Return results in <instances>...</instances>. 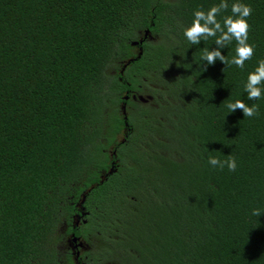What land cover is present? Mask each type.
Masks as SVG:
<instances>
[{"label":"trees","instance_id":"obj_1","mask_svg":"<svg viewBox=\"0 0 264 264\" xmlns=\"http://www.w3.org/2000/svg\"><path fill=\"white\" fill-rule=\"evenodd\" d=\"M220 2L0 0V264H264V0L243 69L184 36Z\"/></svg>","mask_w":264,"mask_h":264},{"label":"clouds","instance_id":"obj_2","mask_svg":"<svg viewBox=\"0 0 264 264\" xmlns=\"http://www.w3.org/2000/svg\"><path fill=\"white\" fill-rule=\"evenodd\" d=\"M229 7L227 0H221L218 5L212 6L207 12L196 10L192 24L184 29V36L192 45H198L201 40L215 37V50L205 49L201 60L206 61L208 65H213L217 60L225 65H235L243 69L245 62L250 60L254 55V47L248 43V32L250 25L247 18L252 14L250 5L243 3H233L231 6L232 15L223 20V26L217 20V16L227 10ZM219 33V35H217ZM233 41L236 42V55L229 61L221 54L220 49L227 47ZM264 84V60H260L255 71L250 72L245 84V92L248 100H259L264 95V90L260 87ZM226 107L229 113H234L237 109L242 110L244 117H254L258 114V106L251 107L241 100L234 103H228ZM208 163L212 167H219L223 170L225 167L232 172L237 168L234 157L229 156L226 160L221 161L216 157H209ZM261 210L253 209L252 215L259 217Z\"/></svg>","mask_w":264,"mask_h":264},{"label":"rangeland","instance_id":"obj_3","mask_svg":"<svg viewBox=\"0 0 264 264\" xmlns=\"http://www.w3.org/2000/svg\"><path fill=\"white\" fill-rule=\"evenodd\" d=\"M65 224H61L57 230V235L63 236L65 233ZM63 241L57 243V250L59 251L60 255L62 256L65 251V246L62 244Z\"/></svg>","mask_w":264,"mask_h":264},{"label":"water","instance_id":"obj_4","mask_svg":"<svg viewBox=\"0 0 264 264\" xmlns=\"http://www.w3.org/2000/svg\"><path fill=\"white\" fill-rule=\"evenodd\" d=\"M147 35H148V31L145 32L144 38H147ZM137 44H138L137 42H133L132 43V45H137ZM77 241H78V239L76 237L71 239V242L74 244V248L75 249L77 247H81L82 246V243L77 242ZM76 255L78 256V252L76 253Z\"/></svg>","mask_w":264,"mask_h":264}]
</instances>
